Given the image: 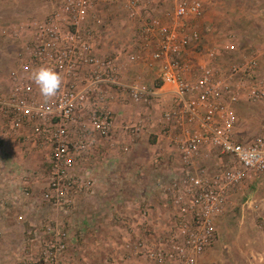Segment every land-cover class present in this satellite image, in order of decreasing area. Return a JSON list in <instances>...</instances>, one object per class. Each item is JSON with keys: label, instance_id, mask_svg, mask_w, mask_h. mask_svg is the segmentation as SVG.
Wrapping results in <instances>:
<instances>
[{"label": "built area", "instance_id": "2783aa9c", "mask_svg": "<svg viewBox=\"0 0 264 264\" xmlns=\"http://www.w3.org/2000/svg\"><path fill=\"white\" fill-rule=\"evenodd\" d=\"M44 1L51 10L29 24V36L16 53L18 66L8 72L7 91L0 95V143L13 146L29 132L36 145L50 149L40 200L67 213L76 196L95 187L90 165L95 139L116 143L115 97L110 91L122 96L128 92L135 105L147 108L123 124L127 137L151 128L155 107L160 108L159 123L168 128L174 145V174L155 182L168 216L154 225V203L147 200L136 215L149 220L143 228L147 237L129 241L125 248L138 258L135 264H198L236 196L264 178V133L241 136L238 114L241 103L264 100V77L257 75L264 54L244 56L228 72L212 62L214 53L211 61L192 65L184 56L199 37L190 23L202 14V0H171L170 7L169 0H104L121 2L138 20L129 60L157 70L156 86L141 80L125 83L120 56L98 54L102 0ZM226 49L236 50L230 44ZM41 66L54 68L63 78L60 91L49 100L31 79ZM23 185L30 183L25 180ZM153 193L154 200L158 196ZM23 194L30 195L26 188ZM17 204L18 198L13 199L12 205ZM21 250L15 264H67L70 234L56 220L32 225Z\"/></svg>", "mask_w": 264, "mask_h": 264}, {"label": "rangeland", "instance_id": "374dc122", "mask_svg": "<svg viewBox=\"0 0 264 264\" xmlns=\"http://www.w3.org/2000/svg\"><path fill=\"white\" fill-rule=\"evenodd\" d=\"M155 1L162 2L164 0ZM169 1L166 5L170 7L172 4ZM202 2L204 4L202 14L190 23L191 27L198 32L199 37L198 39H193L187 49V54L184 58L188 60V62H191L192 65H198L201 62H209L211 61L209 59L210 54L214 53L212 62H215L225 70V72H228L230 66L233 63L239 62L242 57L264 54V0H202ZM101 6V18L106 14H108L107 18H109L110 14L111 17L113 19L116 18L118 22L107 28H102L103 36L102 40L100 39V44L102 46H106L107 44L106 48L109 52H113V55L118 54L120 56V64L123 71L125 70L126 72L136 65L129 60L128 53L133 50L130 44L137 22L125 11V9H123L121 2L102 0L100 2V7ZM50 10L51 7L44 0H0V95L5 94L7 91L6 84L8 72L10 69L18 66L16 53L29 36V24L36 19H43L49 14ZM117 30L118 32H116ZM114 44H116L115 47H113ZM229 44L235 46V52L231 53L226 49V46ZM117 46L118 49L116 50ZM111 47L113 48L111 49ZM259 66L260 68L257 69V75L264 77L263 56L259 58ZM154 77L156 76L154 75ZM124 97L129 98L128 92H124ZM131 107L130 104V109ZM138 107L144 108V111L146 110L145 112H147L145 105H138ZM238 110L240 118L239 132L241 136L244 134V137L253 138L254 136L264 133V100L257 104L243 102L238 107ZM145 133L148 132L146 131ZM148 134L151 135L152 133ZM125 146H128L129 149L124 151L129 153L131 151V146L129 144ZM142 149L145 151L144 149L146 148L142 147ZM93 161L98 162L101 160L93 159ZM125 163L126 166H128L129 161ZM159 163L160 161H158V164ZM160 164L162 165V162ZM173 164L174 163L171 162L172 170H169L170 172L173 171ZM41 175L40 177L46 181L49 176L47 160L43 163ZM94 177L98 178V173L97 176L95 175ZM45 187L46 185L44 188ZM150 188L152 189H150L149 192L153 193L155 191V195L160 197L159 200L162 201V191L158 189L157 185L154 184ZM43 190H38L39 192L35 191L36 193L33 194L31 189L28 188L30 200H26L25 202L23 198H21V200L19 198V203L17 205H11V203L7 204V202L4 203L5 200L3 203L2 201L0 202L1 238L4 232L3 227L9 224L2 216L3 212L10 211L12 213H17L21 211L25 214L26 207L33 204L35 209L38 208V210H36L43 213V215H52L44 221L42 219L41 222L43 224L48 220H56L55 217L59 215V212L55 210V207L51 204L44 203L40 200V195ZM92 191L93 192L86 195L94 194L96 192V186ZM148 193L146 194V191H143V195L139 197L135 195L127 196L128 199L125 201V205L128 209L121 212L118 210L116 214L117 218L115 216H113L114 219H112V217L110 218L112 222L114 220L119 222L120 220V232L124 231L128 234L130 236L129 241L133 244L136 242L137 238L147 237L143 234V228L148 226L149 220L143 221L136 215L139 213L140 208H144L147 200H149L150 196L146 197ZM34 197H37V203L34 201V203H32L31 198ZM122 198L124 197H119V201H121ZM163 202L164 201L159 204L160 206H157V209L156 205H154V219H152L154 225L158 223V218L162 220L164 216L165 218L168 216L167 210L165 212L163 211V209H165V207H163ZM12 221H14V225H23L25 232L32 226L29 220L24 221L23 218L12 219ZM64 223L67 226V221L65 222L64 220ZM69 234L70 240L72 238L75 245L77 244V246L84 247L83 245L86 241L81 231L77 233L76 237L72 236L71 233ZM148 238L151 239V237ZM24 241H26V235H23L20 243L18 242V246L20 247L21 243H24ZM129 241L124 242L122 246L124 250L129 253L130 257H136L134 254L132 255V252L128 251L129 249L125 248V245ZM72 248H74V246ZM73 250V253H77V258H79L81 264L89 262V260L84 261V257L80 256L82 254L78 251H81V249H78L76 252L75 248ZM13 252L14 254L17 253V255L15 254V261L18 257H21V255L23 256L22 250ZM5 253L2 252L1 254L0 251V259L6 257ZM74 256L73 254V260L75 259ZM10 261L8 262L10 263ZM103 261L104 260H102L101 263L106 264ZM89 264L94 263L90 261ZM95 264H99L98 259ZM116 264H124V262L116 260ZM198 264H264V178L253 185L246 186L236 196L230 208V212L220 221L214 244L208 248L198 261Z\"/></svg>", "mask_w": 264, "mask_h": 264}, {"label": "crops", "instance_id": "0c3cea01", "mask_svg": "<svg viewBox=\"0 0 264 264\" xmlns=\"http://www.w3.org/2000/svg\"><path fill=\"white\" fill-rule=\"evenodd\" d=\"M107 17L108 14L103 17L104 27L106 28L118 22L110 14L109 18ZM136 22L137 28L138 20ZM106 47L107 44L106 46L99 44L98 54L106 57L113 56V52H109ZM122 80L125 83L141 80L148 86H156L157 70L149 69L142 64H136L126 72L122 69ZM110 92L115 97L111 108L117 119L114 136L116 143L114 146H111V143L104 139H95V152L90 158V165L94 169V176H97L98 173V178H95L96 192L90 195L76 196L72 208L67 213L59 212V215L55 217L56 221L62 224L72 236L76 237L80 231L85 236L84 240L86 242L83 245L84 247L75 245L74 240L71 238L67 264H81L79 258H77V253H73L74 248L75 252L81 249V251H78L82 254L80 256L84 257V261L89 260L86 264H89L90 261L95 264L97 259L99 260V264L102 260L107 264L106 260L110 259L123 261L124 264H135L138 259L130 257L129 253L122 246L124 242L130 240V236L124 231L120 232V220L119 222L117 220L112 222L110 218L114 219L113 216H117L118 210L121 212L128 209L125 205V201L128 199L127 196L135 195L139 197L143 195V191H146L147 194L152 189L150 187L159 178H170L174 174L169 171L172 170V149L174 145L169 137L168 128H164L159 123L162 110L155 107L156 109L152 117L153 126L147 130L148 133H152L151 135L144 131L135 138L127 137L124 135L122 129L123 124L135 121L143 113L144 108H139L129 98L117 94L115 89ZM130 104L132 106L131 109ZM164 105L166 107L169 106L166 102ZM26 136L28 138H22L21 141L15 143L13 146L0 143V202L2 201V203L5 200L4 203L7 202V204L11 203L12 205L13 199L17 198H20V200L23 198L25 202L26 200H30L29 196H24L22 192L25 187L23 185L25 180H28L30 183L25 188H30L33 194L36 193L35 191L43 190L46 185L45 179L41 178V171L43 170L44 161L48 160L50 156V149L36 145L31 140L29 132H26ZM128 144L131 146V151L126 153L124 148ZM142 147L146 148L144 149L145 151H143ZM93 159L101 161L94 162ZM126 161H129L128 166H126ZM158 161L162 162V165L160 163L159 165ZM114 194L119 196H115ZM148 196H150V201L156 205L157 209V206H160L159 204L162 203L159 200L160 197L153 200L152 196L154 194L150 192L146 197ZM119 197L124 198L119 201ZM31 200L32 203H37V197L31 198ZM27 207L25 214L21 211H16L17 213L10 211L2 213L6 222L9 223V227L5 225L3 227L2 238L0 236L1 254L2 252L7 253H5V258L0 259V264H15V254L17 255V253L14 254L13 251H20L23 242L20 247L18 246V242L20 243L23 235H26L23 225H14L12 219L23 218L24 221L29 220L30 225L42 227L43 223L41 220L43 219L44 221L46 218L52 216L48 214L43 215V213L37 211L38 208H36L37 210L35 209L33 204ZM163 211L165 212L166 209H163ZM166 212L168 213V211ZM64 220L65 222L67 221V226ZM73 246L74 248H72ZM73 254L75 255L74 260L72 259Z\"/></svg>", "mask_w": 264, "mask_h": 264}, {"label": "clouds", "instance_id": "9594fccd", "mask_svg": "<svg viewBox=\"0 0 264 264\" xmlns=\"http://www.w3.org/2000/svg\"><path fill=\"white\" fill-rule=\"evenodd\" d=\"M31 79L38 86L40 94L49 100L55 97L60 91L63 78L52 67L41 66L31 73Z\"/></svg>", "mask_w": 264, "mask_h": 264}]
</instances>
